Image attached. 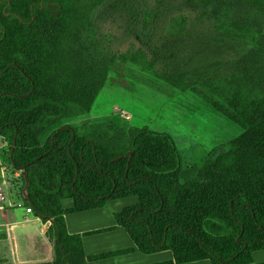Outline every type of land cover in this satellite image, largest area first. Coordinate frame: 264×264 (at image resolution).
I'll return each mask as SVG.
<instances>
[{
	"label": "trees",
	"instance_id": "16d2710c",
	"mask_svg": "<svg viewBox=\"0 0 264 264\" xmlns=\"http://www.w3.org/2000/svg\"><path fill=\"white\" fill-rule=\"evenodd\" d=\"M166 1L0 0L3 162L18 173L22 205L49 222L52 244L51 261L35 264H87L135 250L171 252L172 260L160 264H250L251 254L264 250V0H176L210 34L249 47L233 70L208 77L182 71L158 39L155 18ZM115 9L127 15L124 33L143 48L119 51L117 34L102 27ZM181 21L172 20L177 27ZM145 54L162 64L167 81L190 88L240 129L200 168L181 166L166 133H128L111 121L61 123L89 111L111 67L137 64ZM130 197L136 204L113 213L115 226L67 233L65 215ZM64 200L72 205L62 208ZM116 227L132 248L84 255L82 236Z\"/></svg>",
	"mask_w": 264,
	"mask_h": 264
},
{
	"label": "rangeland",
	"instance_id": "374dc122",
	"mask_svg": "<svg viewBox=\"0 0 264 264\" xmlns=\"http://www.w3.org/2000/svg\"><path fill=\"white\" fill-rule=\"evenodd\" d=\"M161 6L162 10L155 18V31L158 39L174 51L182 71L200 69L203 77L226 73L234 69L236 61L249 49L241 40L210 34L205 22L196 13L186 11L179 1L167 0ZM105 16L102 27H109L117 34L120 52L126 51L130 44L135 49L143 48L124 33L127 15L123 10L115 9ZM182 17L183 24L175 26L172 20ZM153 61L149 54H145L144 60L138 59L137 64L129 61L116 63L108 70L105 84L89 111L61 123L78 128L111 121L128 133L143 128L166 133L176 146L181 166L200 168L204 158L224 152L226 145L239 135L240 129L201 102L190 88L167 81L160 71L162 64ZM5 155L7 145L0 144V170L4 176V183L0 181V184L3 195L14 202V208L6 210L9 223L6 252L9 255L14 251L16 260L26 264L50 262L52 249L49 240L41 223L36 222L32 214L25 213L22 201L18 199V173H12L3 162ZM136 202L135 197H130L116 203L127 204V207ZM71 205V200L61 203L64 208ZM120 206L112 203L104 210L70 214L68 228L82 224L83 218L89 215H109L112 210L122 208Z\"/></svg>",
	"mask_w": 264,
	"mask_h": 264
},
{
	"label": "crops",
	"instance_id": "0c3cea01",
	"mask_svg": "<svg viewBox=\"0 0 264 264\" xmlns=\"http://www.w3.org/2000/svg\"><path fill=\"white\" fill-rule=\"evenodd\" d=\"M2 171L3 170H0L1 184L4 183L3 182L4 176H3ZM1 184H0V195L2 196V199L0 198V202H1L0 204V264H14V262L15 264L17 263L26 264L23 261L18 262L16 260V258L14 257V254H15L14 251L10 252V254L8 255L5 249L6 248L5 244L6 242H8V239H9V235H8L7 228H6L9 224L6 210L14 208V202L12 203L11 202L12 199H9L7 196L3 195ZM8 194H11V192H8ZM18 199L20 198L18 197ZM18 199L16 200L18 201ZM123 200L124 199L109 202L104 208H101L98 210H104L112 203L121 204L120 207L124 208L126 207L125 205L127 204L122 205V203H116V202H123ZM122 208H120L119 210H121ZM119 210H112V212L109 215L107 214L92 215V216L89 215L83 218L82 224L78 226L73 225L71 229L68 228V220H67L68 215L70 214H67L64 216L66 231L69 234H74V233L81 234L87 231H93V230L113 227L115 226V222L113 219V213ZM92 211H95V210H92ZM86 212H90V211H86ZM25 213L31 214V211L26 212V208H25ZM80 213H85V212H80ZM33 219L36 222L41 223L43 232L45 234L46 229L49 226V222L42 223L38 218L34 216H33ZM24 221L28 222L29 220L25 219ZM49 243L52 249V244L50 241ZM81 244H82V250L85 256H92V255H97L101 253H107V252H112V251H117V250H122V249L133 247V243L131 242L126 232L119 227H116L114 230L109 231V232L98 233V234L89 235V236H82ZM14 259L15 261L13 262ZM171 260H172V254L169 251H161V252H157L153 254H143L135 250L131 253L117 255V256H113L109 258H104V259L97 260V261H87V264H160V263L168 262ZM40 263H43V262H40ZM183 264H209V262L207 260H203V261L189 262V263H183ZM250 264H264V250L252 253Z\"/></svg>",
	"mask_w": 264,
	"mask_h": 264
},
{
	"label": "built area",
	"instance_id": "2783aa9c",
	"mask_svg": "<svg viewBox=\"0 0 264 264\" xmlns=\"http://www.w3.org/2000/svg\"><path fill=\"white\" fill-rule=\"evenodd\" d=\"M0 198L2 199V196L0 195ZM26 212H30L29 208H26Z\"/></svg>",
	"mask_w": 264,
	"mask_h": 264
}]
</instances>
